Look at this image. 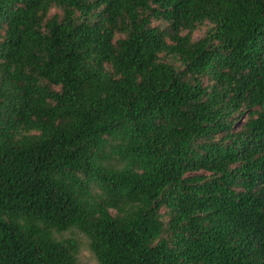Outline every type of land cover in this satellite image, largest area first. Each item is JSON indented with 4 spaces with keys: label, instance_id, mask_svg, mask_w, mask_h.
Segmentation results:
<instances>
[{
    "label": "trees",
    "instance_id": "1",
    "mask_svg": "<svg viewBox=\"0 0 264 264\" xmlns=\"http://www.w3.org/2000/svg\"><path fill=\"white\" fill-rule=\"evenodd\" d=\"M72 232L264 264V0H0V264H79Z\"/></svg>",
    "mask_w": 264,
    "mask_h": 264
},
{
    "label": "rangeland",
    "instance_id": "2",
    "mask_svg": "<svg viewBox=\"0 0 264 264\" xmlns=\"http://www.w3.org/2000/svg\"><path fill=\"white\" fill-rule=\"evenodd\" d=\"M55 11H51V14H54ZM204 30H201L200 32L195 34V39H199L202 37ZM74 238L77 239L81 243V249L78 256V262L79 264H98L95 260L93 254L90 252L88 248L87 240L82 237L81 235L72 232L69 234H64L63 238Z\"/></svg>",
    "mask_w": 264,
    "mask_h": 264
}]
</instances>
